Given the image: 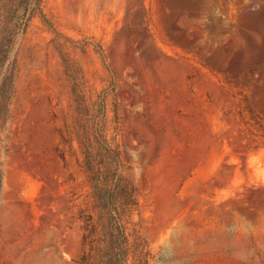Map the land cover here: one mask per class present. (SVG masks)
Segmentation results:
<instances>
[{
    "label": "rangeland",
    "instance_id": "rangeland-1",
    "mask_svg": "<svg viewBox=\"0 0 264 264\" xmlns=\"http://www.w3.org/2000/svg\"><path fill=\"white\" fill-rule=\"evenodd\" d=\"M18 5L0 264H78L112 195L129 264H264V0H43L26 32ZM102 117L120 181L80 146Z\"/></svg>",
    "mask_w": 264,
    "mask_h": 264
},
{
    "label": "trees",
    "instance_id": "trees-1",
    "mask_svg": "<svg viewBox=\"0 0 264 264\" xmlns=\"http://www.w3.org/2000/svg\"><path fill=\"white\" fill-rule=\"evenodd\" d=\"M43 0H19V8L24 9L25 14L20 18L19 27L26 32L31 20L34 17L42 19L49 28L52 25L45 15L42 7ZM14 33L5 31L0 34V74L4 72V77L0 80V142L2 130L7 123L9 98L15 93V83L18 73L16 60L11 61L9 54L16 44ZM79 96V95H76ZM79 99L82 98L79 96ZM102 109L105 112V99H102ZM89 123V122H87ZM85 141L80 139V146L86 157L88 166H93V148L97 145L103 157L109 161L108 173L112 180L121 179L119 168L121 166L120 153L118 149L107 139L105 133V117L94 119L91 125L85 126ZM1 157V150H0ZM116 184V183H114ZM2 186L1 161H0V192ZM133 202V201H131ZM111 215L110 222L103 233V237L95 238V230L89 231L88 249L83 253L78 264H129L128 259V234L127 229L121 221L115 195L110 201ZM136 206V203H132Z\"/></svg>",
    "mask_w": 264,
    "mask_h": 264
}]
</instances>
